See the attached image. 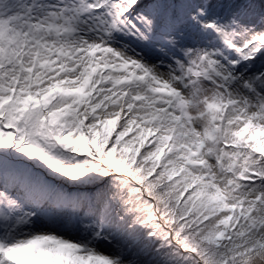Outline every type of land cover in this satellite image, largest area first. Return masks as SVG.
Masks as SVG:
<instances>
[{
	"label": "snow or ice",
	"instance_id": "6c2138e0",
	"mask_svg": "<svg viewBox=\"0 0 264 264\" xmlns=\"http://www.w3.org/2000/svg\"><path fill=\"white\" fill-rule=\"evenodd\" d=\"M0 264H264V0H0Z\"/></svg>",
	"mask_w": 264,
	"mask_h": 264
}]
</instances>
